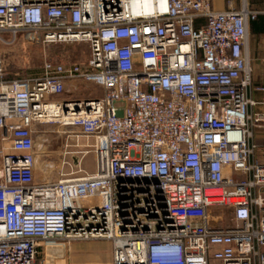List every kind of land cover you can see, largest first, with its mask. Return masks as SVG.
I'll use <instances>...</instances> for the list:
<instances>
[{
  "label": "built area",
  "instance_id": "2783aa9c",
  "mask_svg": "<svg viewBox=\"0 0 264 264\" xmlns=\"http://www.w3.org/2000/svg\"><path fill=\"white\" fill-rule=\"evenodd\" d=\"M252 1L0 0V264H54L51 245L98 240L112 264H264ZM39 43L86 44L88 58L7 79L5 50ZM68 82L102 95L61 101ZM41 125L75 129L82 149L55 180Z\"/></svg>",
  "mask_w": 264,
  "mask_h": 264
},
{
  "label": "rangeland",
  "instance_id": "374dc122",
  "mask_svg": "<svg viewBox=\"0 0 264 264\" xmlns=\"http://www.w3.org/2000/svg\"><path fill=\"white\" fill-rule=\"evenodd\" d=\"M253 39L254 36L249 33V44ZM88 54L86 44L42 45L39 43L36 45H19L16 48L5 50V77L11 79L14 77L39 76L45 61L81 63L88 57ZM261 57L262 54L260 53L256 55V59ZM75 135L74 132H63L57 125H41L35 128V147L43 155L42 159L48 160L53 165L50 175L52 180L58 177L57 173L60 171L65 174L70 173L68 166L61 169L62 154L67 150H82L72 148L75 143ZM79 144H86L85 139H79ZM85 161L86 166L91 168L93 154L89 153L81 162V168L87 173H91L90 169L84 166ZM67 162H72V159L68 157ZM43 170V163H40L36 171L38 179L43 177ZM216 214L219 215L217 212ZM225 216L227 215L225 214ZM79 245H81V248L75 249V246ZM51 247V251H53L51 257L56 258L53 260L54 264H112L111 245L106 240L65 242L64 245H60L62 248L56 249V251L54 245H51ZM61 257L67 259L66 263L62 262Z\"/></svg>",
  "mask_w": 264,
  "mask_h": 264
},
{
  "label": "crops",
  "instance_id": "0c3cea01",
  "mask_svg": "<svg viewBox=\"0 0 264 264\" xmlns=\"http://www.w3.org/2000/svg\"><path fill=\"white\" fill-rule=\"evenodd\" d=\"M212 6L213 9L216 11H227L231 9L239 10L241 8V0H212ZM249 7L251 10L258 11L261 13L258 17H261L263 19L262 27H264V12L262 11V9L264 8V0L252 1L249 4ZM249 50H250L251 64L254 70L253 90L251 91L250 97L254 100H260L262 94L261 92L256 91L255 88L264 87V63H262V60L264 59V30L261 34L258 33L254 34V39L249 44ZM259 53L262 54V57L256 59V55H258ZM86 59L84 61H86ZM259 68L261 69L259 70ZM101 95H102V91L98 87H94L92 85H86L80 82H68L65 85L64 94L59 99L61 101H77L80 99H88L91 97H98V96L100 97ZM62 131L72 132V133L77 132L73 128H64L62 129ZM255 138L256 141L259 143V145L262 146L264 144V132L257 131L255 133ZM73 151L75 152L76 150ZM74 157L79 158L80 156L75 153L70 156L71 159L73 158L72 159L73 164H76V158ZM84 158L82 159V161L84 160ZM84 166H86V161L84 162ZM89 169L91 173L94 171V155H93L92 167ZM80 248L81 245L75 246V249H80Z\"/></svg>",
  "mask_w": 264,
  "mask_h": 264
},
{
  "label": "trees",
  "instance_id": "16d2710c",
  "mask_svg": "<svg viewBox=\"0 0 264 264\" xmlns=\"http://www.w3.org/2000/svg\"><path fill=\"white\" fill-rule=\"evenodd\" d=\"M262 23H263V19L261 17H258V19L256 18L255 20H253L249 26V33L253 36L256 33L261 34L264 30V27H262Z\"/></svg>",
  "mask_w": 264,
  "mask_h": 264
}]
</instances>
